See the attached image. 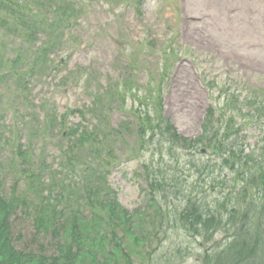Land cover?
I'll return each instance as SVG.
<instances>
[{
	"label": "rangeland",
	"instance_id": "374dc122",
	"mask_svg": "<svg viewBox=\"0 0 264 264\" xmlns=\"http://www.w3.org/2000/svg\"><path fill=\"white\" fill-rule=\"evenodd\" d=\"M9 1L13 0L2 2ZM120 1L112 2L109 8L108 0H82L80 7L84 14H80L81 18L68 32L59 34L57 30L46 29L50 38L46 41L42 36L40 43L33 44L39 46L46 41L41 48L49 49L59 42L56 51L49 56L54 65L50 63L49 69L40 65L32 70L29 64L38 58L37 55L4 25L7 11L0 8V64L7 66L1 75L6 78L0 79V186L7 196L16 178H21L18 192L31 193L25 186L24 170L30 172L41 166L59 170V161L64 158L57 146L65 150L70 143L68 136L61 139L63 129L59 131V119L69 110H83L90 105L92 98L84 83L89 82L90 77L91 84L99 88L95 82L105 85L131 71L136 81L144 85L137 93L140 99L148 88L153 92L164 91L165 116L170 118L179 134L190 139L199 135L202 118L212 98L220 93L235 96V103L230 106L232 112L243 107L241 97L250 96L255 88L264 89V0H145L143 16L135 7L118 5ZM202 27L204 36L198 33ZM147 42H153V46ZM170 42L178 54V61L165 71L161 66V52L170 47ZM216 46L223 47L225 52L218 56L214 51ZM30 70L32 74L26 75ZM162 75L165 78L159 86ZM148 82L151 84L146 87ZM223 98L217 108L223 106ZM132 104L128 101L126 109ZM48 113L55 120L54 127L45 136L47 140H41L37 135H41L42 130L35 128L31 119L35 117L41 126L50 118L46 117ZM125 114L113 110L110 126L121 127L128 120ZM79 120L77 115L69 116L65 126L71 127ZM247 122L245 119L239 124L246 125L247 142L249 148H253L263 129L256 130L253 128L255 122ZM125 132L124 139L129 143L133 134ZM119 143L114 137L109 143L120 158L118 163L124 160L126 152V148L120 149ZM83 154L86 156L87 151ZM149 154H142L131 162H121L108 177V186L128 213L147 204V197L140 190L145 186L142 164L149 162ZM163 159L164 165H172L174 170L173 160L168 155H163ZM184 161L185 157L179 160V172L188 176ZM205 161L211 166L214 164L212 157L206 156ZM43 173L51 176L49 169ZM225 175L217 168L211 176L192 173L178 185L184 189L186 198L211 206L226 194V191H219L221 176ZM79 176L75 174L74 178L79 179ZM182 202L180 199L161 203L164 221L154 230L149 245L143 250L138 248L137 256H133L135 264H204V253L224 245L222 233L206 242L179 229L181 225L174 221L183 208ZM69 209L74 211L76 205L71 204ZM16 211L10 220L15 250L53 256L56 240L52 234H35L29 212ZM96 259L102 264L101 259Z\"/></svg>",
	"mask_w": 264,
	"mask_h": 264
},
{
	"label": "trees",
	"instance_id": "16d2710c",
	"mask_svg": "<svg viewBox=\"0 0 264 264\" xmlns=\"http://www.w3.org/2000/svg\"><path fill=\"white\" fill-rule=\"evenodd\" d=\"M75 1H0V8L8 13L4 22L12 31L8 30L26 41L38 57L30 62L31 70L40 65L49 69L51 65V50L32 47L40 26L34 16H41L36 7L46 3L54 9L53 13L59 21L52 27L54 31L70 27L72 20L63 19L73 16ZM81 1L78 0V4ZM40 21L44 27L46 22ZM4 68H7L6 64H0V79L6 78L1 76ZM167 68L163 69L167 71ZM31 70L26 75H31ZM164 78L165 75L160 77L159 86ZM119 81L103 91L95 89L91 94L92 104L83 112L68 111V115H80L82 122L70 128L65 126L66 122L58 126L59 130L67 129L66 136L70 142L65 150L57 146L64 158L59 161V170H50L47 166L29 169L30 172L24 170L30 194L27 191L17 192L20 178L14 179L9 196L0 186V264H99L96 258L101 259L102 264H135L133 256H137L138 248L143 250L149 245L157 224L165 218L157 195L161 193L163 198L170 191H174V194L171 193L174 198L183 200V208L174 222L181 225L186 234L209 242L223 230L224 245L204 253V264H264V139L261 146L256 144L252 150L247 144H241L246 138L244 128L237 124L235 114L228 107L234 98L230 97V105L207 107L201 135L198 139L189 140L174 131L169 119L164 117L162 91L153 92L148 88L144 98L140 99L137 93L144 85L136 84L133 79ZM85 83L87 91H92L91 78ZM146 84L148 87L151 82ZM128 101L133 104L126 110ZM113 110L129 114L132 123L124 122L121 126L124 129L112 128L110 114ZM32 122L35 128L42 130L37 138L47 140L45 136L54 127V118L46 119L41 126L34 118ZM259 124L264 126L263 122ZM216 125L220 126L217 128ZM123 131L133 134L131 142L124 139ZM110 136L115 142H120V149L127 147V160L135 159L137 152L142 151L151 152L153 157L165 153L174 159V177L167 176L159 165L155 167L153 157L148 165L143 166L141 174L146 186L143 192L148 197V206L142 211L128 213L119 206L115 192L107 186V178L119 160L109 146ZM198 145L214 152L216 158L212 166L208 161L202 162L205 156L197 155ZM17 149L20 153L21 147ZM83 151H87L86 156ZM181 153L188 154L187 165L194 170L188 176L177 172ZM216 167L228 172L227 176H221L220 181L221 189L229 191L226 197L211 206L186 198L178 182L186 180L192 173L202 175L211 171L210 175L214 174ZM48 169L50 177L43 173ZM75 174L80 178H74ZM71 204L76 205L74 211L69 209ZM16 210L29 212L35 234H52L56 240L53 256L15 250L10 220L18 212Z\"/></svg>",
	"mask_w": 264,
	"mask_h": 264
}]
</instances>
